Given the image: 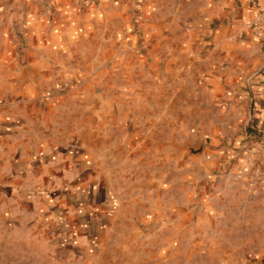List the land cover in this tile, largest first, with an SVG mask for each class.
I'll list each match as a JSON object with an SVG mask.
<instances>
[{
	"label": "rangeland",
	"instance_id": "374dc122",
	"mask_svg": "<svg viewBox=\"0 0 264 264\" xmlns=\"http://www.w3.org/2000/svg\"><path fill=\"white\" fill-rule=\"evenodd\" d=\"M20 1L0 24V264H264L259 48L226 50L203 1L75 0L55 38Z\"/></svg>",
	"mask_w": 264,
	"mask_h": 264
},
{
	"label": "crops",
	"instance_id": "0c3cea01",
	"mask_svg": "<svg viewBox=\"0 0 264 264\" xmlns=\"http://www.w3.org/2000/svg\"><path fill=\"white\" fill-rule=\"evenodd\" d=\"M0 0V24L6 25L11 22V12L17 10L16 3H20V0ZM18 1V2H17ZM28 9H30L28 19L31 20L30 24H51L52 31H54V38L60 33V24L64 23L73 24L76 18H73L76 10L79 8L76 5L75 0H35L38 2L36 8L33 7L31 0H28ZM75 1V2H74ZM97 0H85L83 8H87ZM99 1V0H98ZM203 1L206 4V23L213 25V35L218 40L219 44L225 45L226 50L232 49L233 42L239 40V36H243L244 42L249 45H255L259 48L256 52L252 50V57H256L255 60L259 61L257 69L254 74V82L256 88H258L257 96L255 97V108L253 113V122L264 129V49L260 50L261 46H264V29L261 35L254 33V28L250 25V20L258 16L259 13L264 12V0H197ZM34 2V1H33ZM48 2V3H47ZM46 3L52 7V9L62 12L63 16L52 15L51 17L46 13ZM92 7V5L90 6ZM89 9L91 10V8ZM4 11V13H3ZM18 11V10H17ZM16 11V12H17ZM13 16V14H12ZM62 18H64L62 20ZM13 19V17H12ZM0 34L4 31L0 27ZM39 34V33H36ZM257 43V44H256ZM245 61V60H243ZM252 61H254L252 59ZM246 62V61H245ZM249 79V78H248Z\"/></svg>",
	"mask_w": 264,
	"mask_h": 264
},
{
	"label": "built area",
	"instance_id": "2783aa9c",
	"mask_svg": "<svg viewBox=\"0 0 264 264\" xmlns=\"http://www.w3.org/2000/svg\"><path fill=\"white\" fill-rule=\"evenodd\" d=\"M256 28L259 32H263L264 29V12L258 14L255 20Z\"/></svg>",
	"mask_w": 264,
	"mask_h": 264
},
{
	"label": "trees",
	"instance_id": "16d2710c",
	"mask_svg": "<svg viewBox=\"0 0 264 264\" xmlns=\"http://www.w3.org/2000/svg\"><path fill=\"white\" fill-rule=\"evenodd\" d=\"M249 130H250V128H249Z\"/></svg>",
	"mask_w": 264,
	"mask_h": 264
}]
</instances>
